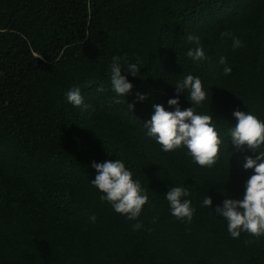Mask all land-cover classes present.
Here are the masks:
<instances>
[{"label":"trees","instance_id":"16d2710c","mask_svg":"<svg viewBox=\"0 0 264 264\" xmlns=\"http://www.w3.org/2000/svg\"><path fill=\"white\" fill-rule=\"evenodd\" d=\"M189 34L205 60L187 57ZM114 56L133 85L124 97L111 85ZM0 73V264H264V235L233 238L214 212L243 197L254 172L245 158L260 151L236 150L229 129L237 109L264 121V0H0ZM188 74L207 93L196 114L212 115L222 140L212 167L183 145L163 151L145 126L154 104L175 111L168 100ZM74 87L87 111L68 102ZM188 95L181 110L193 107ZM115 159L147 189L135 220L91 183L92 163ZM176 186L190 192L191 221L171 214Z\"/></svg>","mask_w":264,"mask_h":264},{"label":"clouds","instance_id":"9594fccd","mask_svg":"<svg viewBox=\"0 0 264 264\" xmlns=\"http://www.w3.org/2000/svg\"><path fill=\"white\" fill-rule=\"evenodd\" d=\"M222 37H231L233 47L242 46V41L232 36L231 32L221 33ZM188 41L195 43L197 47L189 50L186 55L194 62L205 60L204 49L200 38L191 34ZM121 60L126 57L114 56L111 64V85L117 96L124 97L129 93L133 85L125 75H122ZM219 63L225 65L224 74L231 73V67L227 66L225 57H220ZM126 69L136 76L140 71L138 65L128 64ZM2 75V73H0ZM176 98L168 100L170 106H175V111H168L163 105L154 104V114L151 119L145 122L148 128V135L154 137L162 146L165 152H171L182 145L186 146L194 162L201 167H212L217 163L222 140L220 133L213 123V116L207 114H196L194 105L201 104L207 96L199 77L188 74L182 81L176 83ZM188 91L187 99L193 107L181 110L179 96ZM103 91V89H98ZM67 100L72 105L87 111L91 106L84 103L81 90L78 87L70 89L67 93ZM140 101L147 97L144 94H137ZM116 99L115 103H121ZM127 103V102H126ZM129 112L133 113L135 105L127 103ZM235 126L229 129L231 143L236 150L247 146L253 152L259 151V155L253 159L246 157L243 167L245 170L253 169V174L245 184V191L241 199L225 198L221 206H217L214 212L225 218L228 222V231L233 238H239L241 232H247L253 236L264 235V121L250 112L239 109L233 112ZM92 167L96 170L95 179L91 181L94 187L103 193L101 201H107L113 209L124 214L130 220L137 219L143 207L149 204L147 189L141 186L139 180L133 179V173L126 168L125 163L119 159L106 160L102 163L93 162ZM190 195L188 188L182 186L170 187L165 197L170 204L171 214L178 220L191 221L196 209L192 206L191 200L186 199ZM213 201L207 196L202 206L212 207ZM93 221L95 217L91 218ZM143 227L142 223L135 225L136 229ZM247 243V241H246Z\"/></svg>","mask_w":264,"mask_h":264}]
</instances>
